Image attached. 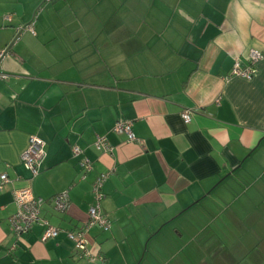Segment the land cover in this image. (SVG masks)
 <instances>
[{
  "label": "crops",
  "instance_id": "0c3cea01",
  "mask_svg": "<svg viewBox=\"0 0 264 264\" xmlns=\"http://www.w3.org/2000/svg\"><path fill=\"white\" fill-rule=\"evenodd\" d=\"M249 7L0 0V264H264V58L250 79L231 74L250 50L264 52V11L247 22ZM29 23L34 33L20 32ZM117 120L138 141L115 133ZM30 136L45 151L34 176L20 158ZM96 136L112 150H97ZM105 171L110 225L89 229L91 251L104 256L95 262L64 230L86 220ZM26 187L42 198L39 216L62 229L56 236L41 241L38 223L13 234V194ZM63 190L59 212L51 199Z\"/></svg>",
  "mask_w": 264,
  "mask_h": 264
},
{
  "label": "built area",
  "instance_id": "2783aa9c",
  "mask_svg": "<svg viewBox=\"0 0 264 264\" xmlns=\"http://www.w3.org/2000/svg\"><path fill=\"white\" fill-rule=\"evenodd\" d=\"M49 1V0H46ZM29 30L34 33L33 24L29 23L20 29ZM7 50V49H6ZM6 50L0 52V59L5 55ZM264 58V52L253 49L250 50L247 56L248 65L246 67H241L238 60H236L232 66L231 74L243 77L245 79L252 78L255 69L253 64L258 60ZM8 75L0 72V78L6 79ZM191 110H184L181 113V117L185 123L191 120ZM113 131L117 134H123L128 142L138 141L132 130V123L126 120H117L114 124ZM94 146L97 150L103 152H110L112 146L109 144L105 136H96ZM72 152L74 156L80 155L82 150L78 146L72 147ZM45 155L44 142L37 136H30L28 140V145L26 149L22 152L20 158L24 166L32 173L36 175L38 172V167ZM79 165L82 170V177L91 170V162L87 158H81ZM110 171H105L99 173L93 183H92V195L93 201L88 208L86 220L76 229L64 230L67 237L73 241L75 249L80 254L90 261L100 260L102 257L99 253H93L89 247V229L92 226H98L104 230L109 228L110 221L104 215L101 208V201L104 197L102 192V185L106 178L109 176ZM8 181L6 174H0V190L3 189L4 184ZM14 202L16 205V211L9 217V227L16 237H19L23 233L28 232L33 224L38 223L44 226V230L40 237L41 241H44L50 237L56 236L62 229L50 225L47 220L42 219L39 216L40 206L42 204V198L36 197L32 194L29 188H22L16 190L13 194ZM51 202L56 211L64 212L69 206V194L68 190H63L55 194Z\"/></svg>",
  "mask_w": 264,
  "mask_h": 264
},
{
  "label": "clouds",
  "instance_id": "9594fccd",
  "mask_svg": "<svg viewBox=\"0 0 264 264\" xmlns=\"http://www.w3.org/2000/svg\"><path fill=\"white\" fill-rule=\"evenodd\" d=\"M249 5L250 7L246 9L247 22H250L254 15H258L260 12L264 11V9L261 8L258 0H249Z\"/></svg>",
  "mask_w": 264,
  "mask_h": 264
},
{
  "label": "trees",
  "instance_id": "16d2710c",
  "mask_svg": "<svg viewBox=\"0 0 264 264\" xmlns=\"http://www.w3.org/2000/svg\"><path fill=\"white\" fill-rule=\"evenodd\" d=\"M100 255H101V257H102V261H104V256L101 254V253H99ZM99 262L100 260H96L95 262ZM102 261H100V262H102Z\"/></svg>",
  "mask_w": 264,
  "mask_h": 264
},
{
  "label": "rangeland",
  "instance_id": "374dc122",
  "mask_svg": "<svg viewBox=\"0 0 264 264\" xmlns=\"http://www.w3.org/2000/svg\"><path fill=\"white\" fill-rule=\"evenodd\" d=\"M161 254H164L163 252H161ZM158 256H160V254H158ZM164 256V255H163ZM157 264H159V261L157 262Z\"/></svg>",
  "mask_w": 264,
  "mask_h": 264
}]
</instances>
